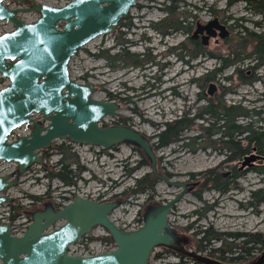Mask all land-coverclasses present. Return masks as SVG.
Here are the masks:
<instances>
[{
  "label": "water",
  "instance_id": "obj_1",
  "mask_svg": "<svg viewBox=\"0 0 264 264\" xmlns=\"http://www.w3.org/2000/svg\"><path fill=\"white\" fill-rule=\"evenodd\" d=\"M6 1L0 0V23L11 24L13 30L0 35V77L8 81L0 90V162L14 164L16 170L0 177V206L11 204L4 194L27 169L43 165L39 151H48L52 141L104 150L120 145L135 148L156 181L179 192L164 204L149 207L134 231L120 230L110 221L118 201L97 203L74 196L57 211L52 206L34 211L21 237L12 236L8 225L0 226V264H148L158 248L196 264H219L184 251L168 223L172 207L190 193L189 186L159 174L156 153L141 133L128 127L101 129V121L115 117L118 107L93 100L96 88L69 77L71 58L95 39L112 35L140 0H72L61 7L12 0L25 6L17 9L8 8ZM22 13H33L37 19L24 23L17 18ZM202 29L218 30L221 39L228 36L217 20ZM214 89L211 85L210 95ZM34 116H41L42 122H35ZM28 124L32 129L27 137L10 140L15 130ZM258 160L254 155L244 157L241 170ZM96 227L108 234L114 250L93 257L69 256L68 247ZM252 264H264V254Z\"/></svg>",
  "mask_w": 264,
  "mask_h": 264
},
{
  "label": "rangeland",
  "instance_id": "obj_2",
  "mask_svg": "<svg viewBox=\"0 0 264 264\" xmlns=\"http://www.w3.org/2000/svg\"><path fill=\"white\" fill-rule=\"evenodd\" d=\"M28 1L49 7H61L72 0ZM138 3L144 9L138 12H135L133 9L129 16L131 19L128 22L130 27L120 30L122 34H126L127 40H136L137 36L135 37V34H132L134 28H146L147 23H155V21L161 18L158 8L163 3L165 4V0H140ZM182 3L184 5H178L179 13L183 12L185 16L189 14L194 18V23L197 20L201 24L206 23L210 20L209 12H214L222 16L224 11H228L229 15L235 21L228 22L229 25H234L235 28L232 41L240 34V27L252 33L258 32L254 30L252 23H260L261 20L259 17L247 14L244 11V3H238L229 8V10L225 7L223 0H208L206 2H203V0H182ZM5 5L10 9L25 8V6L14 3L11 0H7ZM186 5L194 6V8H187ZM132 15L134 16L132 17ZM141 16L143 18H140ZM17 18L24 23H32L36 21L37 15L33 13H22L18 14ZM242 19L249 20L250 22L245 24L244 21H241ZM12 29L11 24L0 23V35ZM140 32H143V30H139L137 33L139 34ZM145 33L151 34L152 32L147 30ZM128 34H131V36ZM113 44V36L95 39L81 49L70 68V75L73 79L78 80L84 77L85 84L97 89V93L93 95V98L96 100H106L108 94L114 95L117 93L122 83L120 79L126 81V83H130L131 87H140L144 82V79H140V74L136 72H129L126 76L127 80H125L122 74L123 72L118 73L112 69L109 70L108 60L112 62V59H108L107 57L113 55V52H110ZM224 50V46L223 48L220 46L215 49L211 48L210 51L215 55H222V51ZM232 50L235 51L234 42L232 44ZM238 68L243 70L242 65ZM219 69L218 61L201 58L200 66L195 71H191L190 69L188 71L185 70V73L178 76V91L183 95V99L154 98L147 102L137 104L136 110L142 117L132 116L129 112L131 108L129 105L121 112V115L123 118L129 119V125L146 135L152 144L155 142L158 127V129H161V125L165 122H170L187 113H190L192 117V115L196 114L197 110L206 105L207 100L215 101L220 99L227 106L240 105L247 112L254 111L259 113V119L264 120L263 82H257L250 87L242 86L233 75V67L224 70L219 76H212L210 74V72ZM209 74V82H203L202 79L204 76ZM255 75L257 79L264 81V69L258 71ZM192 78L199 80L200 87L190 84ZM226 78H230L231 82H227L225 80ZM210 84L216 85L220 89L222 88L223 91L221 92L219 90L217 94L209 98L206 94ZM167 87H169L168 84L162 86L161 91L166 90ZM253 121H256V118ZM200 124L201 122H196L187 131L185 137H197L200 134ZM243 124L245 122H242ZM257 126L264 127V123H258ZM200 143V145L191 144V147L186 149H180V146L174 145L158 151L156 153L158 168L160 171L164 170L168 173L174 182L180 183H185L187 180L196 183L200 182L199 175L209 171L218 173L223 179L233 176H236V178L229 181V192L223 195H219L212 190L201 192L199 186L193 188L189 194L185 195L172 207L174 213H171L168 217L170 226L173 229H186L190 227V232L185 231L186 236L190 239L194 233L203 231L204 229H210L214 235H218L224 239H232L234 236L237 239V236L240 237L243 235L245 236V241L247 237L253 236H258L261 240H264V203L260 204V201H262L261 197L254 200L252 206H248L250 192L264 189V178L258 176L255 172L263 165L262 160L255 161L251 163L250 167H245L241 170L240 164L243 159L238 164L237 162L226 163L225 157L222 156V151H214L209 147L212 144L211 142L206 141ZM54 144H60V142L57 141ZM212 145L216 149L221 150L222 148L220 144ZM242 146L245 145L242 144ZM72 152L75 153L80 160V165L85 169L73 188H65L57 180L45 178V172L42 169H45L48 174H51L55 162L59 158L55 154V151H49L48 159L43 161L42 167L34 166L30 168L22 175L19 183L14 188L8 190L6 194L8 198L12 199V202L0 208V217L4 218L6 212L17 209L18 212L15 213L14 219L18 220L15 223L17 225L22 224L24 221L30 223L29 214L34 212V207H37L41 202L50 200L51 204L58 203L73 195L110 201L115 196L129 192L133 188L134 180L150 171L148 167L137 169V162L140 158L129 147L123 145L104 152L94 148L73 146ZM251 155L257 156L255 152H251L246 156ZM12 172V164H0V176L8 175ZM227 173H231V176L224 178L223 176ZM154 186L150 204L165 203L179 192V190L167 187L163 183L156 182ZM230 187L232 188L230 189ZM47 194L48 196H46ZM196 195L200 196L199 199ZM32 197L41 198L39 199L40 202L32 201ZM122 200V205L111 213V219L120 225H125L127 227L126 229H130L136 223L139 224V220L141 221L142 214L141 218L138 215L140 211L143 213V209L146 207L145 197L129 196L125 198L122 196ZM142 205L144 208L141 210ZM194 212H198L202 216L196 217L192 215ZM101 233L102 231L96 228L89 236L90 241L101 238ZM231 243L237 248L242 246V240H227L226 245L228 246ZM210 245L214 248L219 246L218 243H210ZM258 247L256 246L250 252L249 258L259 256L260 251ZM160 254V249L154 250L148 264L177 263V259L173 256L161 254V258H156Z\"/></svg>",
  "mask_w": 264,
  "mask_h": 264
},
{
  "label": "flooded vegetation",
  "instance_id": "obj_3",
  "mask_svg": "<svg viewBox=\"0 0 264 264\" xmlns=\"http://www.w3.org/2000/svg\"><path fill=\"white\" fill-rule=\"evenodd\" d=\"M206 1L208 0H203V2ZM223 1L225 2V7L227 8V10L238 3H244V11L251 16L259 17L261 20L260 23H252V27L255 31L258 32L252 33L240 27V36H236L235 40L232 41V36L235 33V28L234 25H229L228 22L235 21L229 15L228 11H224V13H222V16L214 12H209L210 20H208L206 23L201 24L199 20L194 23V18L192 16H190L189 14L185 16V13L183 12L179 13L178 5H184V3H182V0H175L174 2L165 1V4L163 3L161 6H159L158 12L160 13L161 18L155 21V23H147L146 28L137 29L136 27L132 30V34H135V37L137 36L135 41L127 40L126 34H122L120 32V30L124 28L128 29L130 27L128 22L131 20L129 16L130 12L133 9L129 12L128 16L124 20H121L118 23L117 27L115 28V32L112 35L101 37L103 38L107 36H113L114 38V44L112 45V49L110 50V52H113V55L111 57H107L108 59H112V62L108 60L109 70L112 69L113 71L118 73L123 72L122 74L124 75L125 80H127L126 76L129 72H136L140 74V79H144V82L140 87H131L130 83H126V81H122L120 79V82L122 83L120 84L117 93H115L114 95L108 94L106 100H97L104 101L106 103H113L118 107L115 117H106L101 121V123L99 124V127L101 129L118 126L128 127L136 130L129 125V119H125L121 115V112L128 105L131 106V108L129 109L131 115L140 117V113L136 110L137 104L147 102L148 100L154 98H171L173 100L183 99V95H181L178 91V76L185 73V70L188 71L190 69L191 71H195L200 66L201 58L217 61V58L219 57L226 58L239 53L242 59L241 65L246 77V83L242 86L250 87L257 82H263L264 84V81L257 79L255 75L258 71L264 69V13H261V10H264V0ZM186 7L191 9L194 8V6L191 5H186ZM142 9H144V7H142V5L138 3L134 8V11L138 12ZM133 16L134 15H132V17ZM140 18L143 17L141 16ZM214 20H217L218 24L224 27V29L228 33V36L226 38L221 39L219 37L220 32L216 29H209L208 31L202 29ZM241 21H244L245 24L247 22H250L246 19H242ZM139 30H143V32H140L138 34L137 32ZM147 30L151 31L152 33L146 34L145 32ZM128 35L131 36V34ZM238 37L241 40V48L239 51L237 49H235L234 51L232 50V44L233 42L238 40ZM220 46L222 48L224 46L225 49L224 51H222V55H215L210 51L211 48L215 49ZM248 49H250V51H248ZM80 51L70 60L68 65L69 71L71 65L73 64L74 60H76ZM214 72L215 70L213 72H210V74L213 76ZM168 76H170V78H168ZM74 81L79 84H85L84 77H81L78 80L74 79ZM3 83L6 84L7 82L3 81ZM166 84H168L169 87H167L166 90L161 91L162 86ZM190 84L196 87H200L199 80H196L194 78L190 80ZM211 85L213 84L209 85L206 94L209 98L217 94L219 90L221 92L223 91L222 88L220 89L218 88V86L213 85L215 89L212 92V95H210L209 91ZM92 99L96 100L95 98H93V96ZM180 117L175 118L170 122H165L164 124L177 121ZM34 121L37 123H41L42 118L34 117ZM46 125L47 124L44 123L42 124V127H45ZM31 129V125L24 126L16 133V136L25 137L31 132ZM136 131L139 132L138 130ZM141 134L148 140L151 147L154 149V145L151 143V140L143 133ZM55 142L57 141H52L50 143V149L55 145H59L54 144ZM58 142H60V144H68L71 148H73L74 146L71 143H64L61 141ZM174 145L180 146L181 144L177 143ZM116 147L118 146H115L111 149H114ZM127 147H129L131 151L132 149H135L130 146ZM43 152L45 151H39L40 156H43ZM101 152H104V150H101ZM0 164L5 165L3 163ZM15 170L16 168L15 166H13V172ZM160 172L162 176L173 180V178H170V175L164 170H161ZM227 176H231V173H227L223 177L226 178ZM185 184H187L191 189L190 192L197 186H195V184L197 183L191 180H187ZM122 194L115 196L114 199L110 201H118L120 205H122ZM62 201H64V199ZM153 204L154 203H151L148 207H145V209H143V213H141L140 211L138 217H141V214L143 217L145 211ZM155 204L159 205L160 203ZM48 206H52L50 200L41 202L37 207H34L33 210H44ZM53 208L55 209V211L59 209L55 206ZM142 208H144L143 205L141 207V210ZM171 213H174L172 209ZM116 224L120 228H127L125 225H120L118 223ZM92 231H94V229ZM175 233L178 237L179 245L184 251L199 254L219 264H252L256 261V259L264 254V246L258 247V250L260 251L259 256L252 258H249L250 255L247 253V250H242L240 255L237 252L236 254L232 255L231 251L225 250L221 242L211 243H218L219 246L216 248H214L212 245H207L205 248H200L196 241H193L186 236L185 229L176 228ZM158 249H160L161 254L175 257L177 259V263L179 264H196L189 258H186L179 254L162 248ZM198 249H200V252H197Z\"/></svg>",
  "mask_w": 264,
  "mask_h": 264
},
{
  "label": "trees",
  "instance_id": "obj_4",
  "mask_svg": "<svg viewBox=\"0 0 264 264\" xmlns=\"http://www.w3.org/2000/svg\"><path fill=\"white\" fill-rule=\"evenodd\" d=\"M165 1L174 2L175 0ZM261 13H264V10H261ZM234 48L238 51L241 48V40L239 37L238 40L234 42ZM241 60L242 59L239 53L231 57L217 58L220 69L216 70L213 75L219 76L224 70L233 67V75L236 80L240 85L245 84L246 77L244 75V71L238 68L241 65ZM202 80L205 83L209 82L210 74L205 75ZM225 80L229 83L231 82L230 78H226ZM254 118H256V121H253ZM196 122H201L200 134L194 138L185 137L187 131H189ZM242 122H245V124L242 125ZM258 123H264V120L259 119V113L254 111L247 112L240 105L227 106L220 99L215 101L207 100L206 105L197 110L196 114L192 115V117L190 113H187L181 116L177 121L162 125L161 129H158V127L155 142L153 143L154 151L158 152L177 143L182 144L180 145V149H186L191 147V144L200 145V142L204 143L207 141L212 144L221 145V150L216 149L212 144H210L209 147H211L214 151H222V156L225 157L226 163L239 162L251 152H255L257 157L264 160V127L257 126ZM242 144L245 146H242ZM51 151H55V154L59 158L55 162L51 174H48L45 169H42L45 172V178L49 180L55 179L65 188L74 187L76 185V181L79 180L80 175L85 171V169L80 165V160L75 153L72 152V148L68 144L55 145ZM132 151L140 158L137 162V169L149 167L147 160L139 150L132 149ZM47 157L48 152H43L44 161L48 159ZM158 170L161 174L160 169ZM255 172L258 176H262L264 178V161L261 168ZM199 176L200 182H197V186L201 188V192L212 190L219 195L229 192V181L236 178V176H233L223 179L214 171H209ZM155 184L156 179L151 174L146 173L142 177L135 179L133 188L129 192L122 194V196L125 198L129 196H144L146 207H148L150 205V201H152ZM231 188L232 187H230V189ZM199 195H196L198 199L200 197ZM46 196H48V194ZM260 197L262 199L260 204L264 203V189L250 192L248 206H252V202ZM39 199V197H32V201L39 202ZM52 204L55 206L54 203ZM153 206H156V204L154 203L150 207ZM13 211L14 213L18 212L17 209H13ZM192 215H195L196 217L202 216V214L198 212H194ZM139 222L141 223L142 219L141 221L139 220ZM189 230L190 227L185 229L186 232H190ZM235 237L236 236L232 239H224L218 235H214L210 229H204L203 231L196 232L191 235V239L196 241L200 248H205L212 242H221L225 250L231 251L232 255L236 254V252L240 255L242 250H247V253L250 255V252H252L256 246H264V240H261L258 236H246V241L244 240L245 236L243 235L240 237L237 236V239ZM195 238H197V240H195ZM227 240H242V246L237 248L234 247L232 243L227 246ZM197 252H200V249H198ZM161 256V254L157 255L156 258L159 259Z\"/></svg>",
  "mask_w": 264,
  "mask_h": 264
},
{
  "label": "built area",
  "instance_id": "obj_5",
  "mask_svg": "<svg viewBox=\"0 0 264 264\" xmlns=\"http://www.w3.org/2000/svg\"><path fill=\"white\" fill-rule=\"evenodd\" d=\"M6 216L4 218L0 217V225L3 224H9L10 229L12 231V234L15 236H21L22 233L25 231L28 223L24 221L22 224H16L15 222L18 219H14L15 213L14 212H6ZM134 225V224H133ZM135 226H131L132 229H134ZM102 238L106 237V234L104 232L101 233ZM89 245V248H88ZM93 247H92V246ZM87 246V248H86ZM111 248V245L107 244L106 242H98V243H88L87 241L80 243L74 247L71 248L70 254L71 255H79V256H91L100 252L107 251ZM107 249V250H105Z\"/></svg>",
  "mask_w": 264,
  "mask_h": 264
},
{
  "label": "snow or ice",
  "instance_id": "obj_6",
  "mask_svg": "<svg viewBox=\"0 0 264 264\" xmlns=\"http://www.w3.org/2000/svg\"><path fill=\"white\" fill-rule=\"evenodd\" d=\"M51 11H55V9H52ZM53 19H55V17H54ZM0 39H3V38H2V37H0Z\"/></svg>",
  "mask_w": 264,
  "mask_h": 264
}]
</instances>
